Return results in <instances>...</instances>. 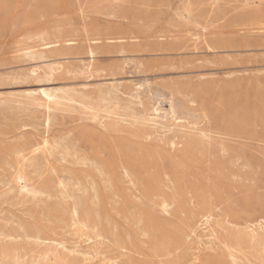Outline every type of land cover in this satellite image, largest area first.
Here are the masks:
<instances>
[{
    "label": "rangeland",
    "instance_id": "374dc122",
    "mask_svg": "<svg viewBox=\"0 0 264 264\" xmlns=\"http://www.w3.org/2000/svg\"><path fill=\"white\" fill-rule=\"evenodd\" d=\"M0 264H264V0H0Z\"/></svg>",
    "mask_w": 264,
    "mask_h": 264
},
{
    "label": "bare ground",
    "instance_id": "6f19581e",
    "mask_svg": "<svg viewBox=\"0 0 264 264\" xmlns=\"http://www.w3.org/2000/svg\"><path fill=\"white\" fill-rule=\"evenodd\" d=\"M126 121V120H125ZM125 177V176H124ZM7 184V183H6ZM143 186V185H142ZM5 187V186H4ZM52 189V188H51ZM33 192V191H32ZM37 194V193H36ZM4 195V194H3ZM3 195H2V197H3ZM39 195V194H38ZM139 195V194H138ZM49 197V196H48ZM34 198V197H33ZM72 216H73V214H72ZM69 227V226H68ZM67 227V228H68ZM95 231V230H94ZM99 232V231H98ZM92 233V232H91ZM186 237V236H185ZM18 239V238H17ZM155 239V238H154ZM156 240H158L157 238H156ZM169 240V239H168ZM170 244V243H169ZM168 246V245H167ZM165 248V247H164ZM167 250V249H166ZM164 251V250H163ZM177 253V252H176ZM139 254H141V253H139ZM167 254H168V250H167ZM170 254V253H169ZM166 256H168V255H166ZM169 256H171V255H169ZM138 258V257H137ZM140 258V257H139ZM140 261V260H139Z\"/></svg>",
    "mask_w": 264,
    "mask_h": 264
}]
</instances>
